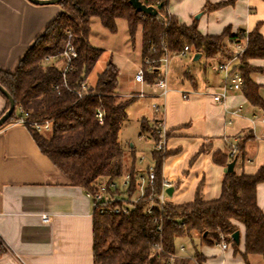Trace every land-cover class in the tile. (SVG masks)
<instances>
[{
  "label": "trees",
  "instance_id": "obj_1",
  "mask_svg": "<svg viewBox=\"0 0 264 264\" xmlns=\"http://www.w3.org/2000/svg\"><path fill=\"white\" fill-rule=\"evenodd\" d=\"M141 1L148 6L161 5L158 14L136 12L130 0H61L58 3L61 12L26 50L16 70H0V84L15 100V110L5 124L22 117L38 123L50 122L51 131L45 133L25 126L42 153L65 178L85 190L95 191L104 179L114 181L129 173L132 177L130 193L133 194L135 179L143 172L136 166L134 153L127 159L120 141V130L128 120L127 108L135 97L127 99L119 95L118 67L110 61L98 73L94 85L87 83L83 87L101 55V50L89 42L93 18H99L112 32L117 29V20L125 19L132 40L141 26L143 67L146 60L159 66L166 53L178 55L186 46L188 52H196L207 59L227 58L230 55L227 41L235 44L246 36V30L233 34L229 27L221 34H203L196 21L182 23L167 10L170 0ZM234 1L207 2L204 9L213 11ZM68 31L73 33L77 56L64 77L53 61L47 62L46 58L61 55ZM247 38V47L239 56L238 64L244 77L242 90L252 105L264 109L260 86L252 78L253 73L261 70L249 62L264 59V36L259 24L247 33ZM2 95L6 98V111L9 101ZM98 111L104 112L102 122L96 116ZM142 129L153 132L145 122ZM242 149L239 144L238 150ZM204 150L205 145L199 154ZM167 155L153 152L155 184L145 189L127 213L94 212V264H168L171 257L178 254V239L186 238L194 244V238L198 237L202 245H214L218 228L233 234L239 226L245 228L242 257L245 259L250 254L264 257V212L257 202V186L264 182V165L253 174L227 172L218 198L206 200L201 182L192 201L183 204L167 201L159 206L155 197L162 188V167ZM234 158L222 152L214 154L215 161L220 164L233 162ZM194 159L195 156L192 161ZM159 226L161 232H158ZM237 245L233 243L235 251ZM0 251H5L1 241ZM193 257L198 262L205 260L197 250ZM172 264L195 263L186 256H177Z\"/></svg>",
  "mask_w": 264,
  "mask_h": 264
},
{
  "label": "crops",
  "instance_id": "obj_2",
  "mask_svg": "<svg viewBox=\"0 0 264 264\" xmlns=\"http://www.w3.org/2000/svg\"><path fill=\"white\" fill-rule=\"evenodd\" d=\"M226 1L229 0H170L167 10L182 23L196 21L203 34H221L227 27L233 34L242 29L248 33L259 24L264 36V0H235L213 11L204 9L207 2ZM171 4H175L173 9L169 8ZM61 10L59 4L0 0V70L14 72L26 50ZM199 12L202 14L195 19ZM227 44L228 48L233 45L228 41ZM194 57L192 61H196ZM223 59L209 58L214 63L212 73L208 74L205 66L198 74L185 72L180 85L170 84L168 80L166 97L158 90L153 91L158 104L165 106L168 142L164 153L168 155L162 176L173 184L174 191L168 201L174 204L192 201L201 182L206 200L220 196L231 162H216L215 152L232 156L231 150L236 146L237 174H253L264 165V109L252 105L242 89L231 92L223 105L214 102L210 94L220 87L216 64ZM249 62L261 70L253 73L252 78L259 84L264 101V59ZM183 91L190 92L188 98L183 97ZM118 92L124 97L119 87ZM6 105V98L0 93V116ZM238 106H242L238 116L232 117L226 111ZM154 113L153 125L158 117ZM260 113L262 117L257 116ZM229 119L232 123H228ZM143 122L153 129L152 123ZM239 144L242 151L238 150ZM203 145L205 150L199 154ZM257 202L264 212V182L257 186ZM42 214L48 215V223L42 221ZM93 219L94 206L86 190L65 178L42 153L30 130L17 121L3 125L0 128V240L5 251H0V264H94ZM205 246L217 249L222 256L217 261V254L201 251L209 264H245L240 261L243 251L239 258L234 256V246V251L231 248L226 252L214 245Z\"/></svg>",
  "mask_w": 264,
  "mask_h": 264
},
{
  "label": "rangeland",
  "instance_id": "obj_3",
  "mask_svg": "<svg viewBox=\"0 0 264 264\" xmlns=\"http://www.w3.org/2000/svg\"><path fill=\"white\" fill-rule=\"evenodd\" d=\"M174 6L175 4H171L169 8H174ZM199 14H202V12L197 13L194 18L199 19L197 18V15ZM116 26V31L112 32L102 25L99 18L96 17L92 19L89 42L92 46L101 50V55L89 73L87 82L90 85H94L98 73L102 72L111 61L119 69V91L124 98L128 99L133 95V93L138 91H142L146 94L143 97L136 98L135 96L133 102L129 104L127 108L128 120L124 123L120 130V141L126 152L127 159H129V155L134 153L136 166L139 169L142 168V170H146L148 167H155L153 152L156 150L152 135L148 130L142 129V123L143 121H146L149 125H151L155 116L153 104L159 103V101L153 97L154 87L151 85L158 75L157 66H148L145 73L146 82L136 83L135 75L142 67L141 26L136 30L134 40L130 37L128 24L125 19H118ZM229 48L232 50L233 45L229 46ZM195 55L196 52H189L185 57L169 55L167 78L170 81V84L180 85L185 72L198 74L199 70L203 69L205 66H207L206 69L208 74L213 72V61L211 62L209 59H206L205 56L199 60L192 61V58ZM201 79H204L203 74H201ZM201 79L200 81H202ZM257 116L262 117L261 113L257 114ZM153 135L155 134L153 133ZM259 135H261V133H259ZM158 152L165 154L162 151ZM124 180V175L116 178L115 180L117 183V189L119 190L118 198H121V200L124 196H126L121 193V191H123ZM137 196L139 195L135 193L132 195L133 198H136ZM128 198L129 195L128 197H124L123 200L126 201ZM168 198L171 197L168 195ZM124 201H120V204H123ZM243 227L244 226H239V230L242 233L240 243L237 245L238 250L234 252V256L237 258H239V254L244 251ZM177 244H184L186 247L185 254L188 255L195 253L197 250L210 255L217 254V261L221 256L217 249H211L202 245L198 237L194 238V244L186 238L178 239ZM2 249H5L3 244ZM240 261H243L245 264H264V257L258 254H250L247 258H243Z\"/></svg>",
  "mask_w": 264,
  "mask_h": 264
},
{
  "label": "built area",
  "instance_id": "obj_4",
  "mask_svg": "<svg viewBox=\"0 0 264 264\" xmlns=\"http://www.w3.org/2000/svg\"><path fill=\"white\" fill-rule=\"evenodd\" d=\"M248 38H247V32L246 36L238 43L233 44V49L230 50V55L227 58H224L222 61L218 62L216 64V70L221 76V84L218 90L212 91L210 94L212 96V99L214 102L219 104H225L226 100L231 92L234 91H240L244 85V77L238 67L239 64V56L244 52V50L247 47ZM189 51V47L186 46L179 55L185 56ZM77 56V49L74 45V36L71 31L67 32V38L64 45V50L62 51L61 55L59 57H47L46 61L50 62L53 61L55 66H57L63 73L64 77L67 72H69L72 69V63L74 58ZM168 58L169 54L166 53L163 58L161 59V63L159 66H157V77L153 81L151 85H153L154 90H158L159 94L162 97H166L169 92V86H168ZM145 67H141V69L137 72L135 75V80L139 83L146 82L145 79V73L148 66H154L153 64H150L149 60L145 61ZM88 82L85 81L83 83V87L86 86ZM184 98H188L190 95V92L183 91L182 92ZM146 94L142 91L133 94V96L137 97H143ZM154 111L158 114V117L154 121L153 125V133L152 137L154 139L155 143V150L156 151H162L166 152L167 150V140H168V129L165 125L164 121V114H165V106L163 104H153ZM226 111L232 116H238L242 111V106H238V108L234 110L226 109ZM97 118L102 122L104 117L103 111H98L96 114ZM262 121L264 122V116L262 118ZM24 125H29L31 128L36 130L39 133H45L51 131V123L45 122V123H38L33 121H28L25 117H22L19 121H17ZM228 123H232V120L229 119ZM237 154V147L233 146L231 150V155L234 157ZM125 176V180L123 182V193L124 197L129 198L124 201V197L118 198V189H117V183L116 179L114 181L104 180L99 183L97 186V189L95 191H89L86 190L87 196L92 200L93 206H94V212H98L100 214H119V213H127L129 211V208L132 206L134 202H136L139 199V196L143 195L145 192V189L148 187H153L155 184V170L152 167H148L146 170H143V172H140L136 179V190L135 194H138L136 198H133L132 193H130V187L132 184V177L129 173L123 174ZM173 186L172 182L167 180L163 177L162 180V188L160 193H158L155 197V201L159 206H164L168 201V193L167 189L171 188ZM132 194V195H131ZM120 201H124L123 204H120ZM151 212V210H150ZM42 221L44 223L49 222V217L47 214H42L41 216ZM162 231V227H158V232ZM1 241V240H0ZM2 242V241H1ZM234 239L232 237V234H226L224 233L220 228H218V239L215 241L214 246L219 248L221 251L226 252L230 250L233 246ZM3 244V243H2ZM4 245V244H3ZM159 250H161V246H159ZM186 247L184 244L179 245L178 254L171 257V261L168 264H172V260L174 257L177 256H186L190 258L195 264H209L206 260H203L201 262H198L193 255H185ZM184 254V255H183Z\"/></svg>",
  "mask_w": 264,
  "mask_h": 264
},
{
  "label": "water",
  "instance_id": "obj_5",
  "mask_svg": "<svg viewBox=\"0 0 264 264\" xmlns=\"http://www.w3.org/2000/svg\"><path fill=\"white\" fill-rule=\"evenodd\" d=\"M29 1L38 5H48V4H58L61 0H29ZM130 3L136 12L148 14L151 16L158 14V10L161 8V5H159L158 7L154 5L148 6L144 4L141 0H130ZM200 15L201 14L197 15V18H199ZM199 58H200V54H197L195 55L194 60H198ZM0 91L2 92V94H4L7 97L9 101V108L2 114V116H0V128H1L10 118V116L13 114L15 110V100L1 84H0ZM234 165H235L234 161L229 163L227 172L234 171ZM173 191H174V187L167 189L168 195L171 196ZM240 236H241L240 230H237L232 234L235 243L237 244L240 243L241 240Z\"/></svg>",
  "mask_w": 264,
  "mask_h": 264
}]
</instances>
